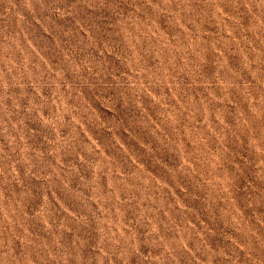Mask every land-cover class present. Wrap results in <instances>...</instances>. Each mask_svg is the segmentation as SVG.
I'll return each mask as SVG.
<instances>
[{
    "label": "rangeland",
    "instance_id": "1",
    "mask_svg": "<svg viewBox=\"0 0 264 264\" xmlns=\"http://www.w3.org/2000/svg\"><path fill=\"white\" fill-rule=\"evenodd\" d=\"M0 264H264V0H0Z\"/></svg>",
    "mask_w": 264,
    "mask_h": 264
}]
</instances>
